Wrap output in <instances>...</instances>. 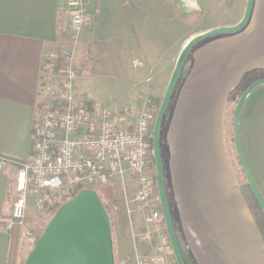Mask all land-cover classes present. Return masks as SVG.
<instances>
[{
	"label": "crops",
	"instance_id": "crops-1",
	"mask_svg": "<svg viewBox=\"0 0 264 264\" xmlns=\"http://www.w3.org/2000/svg\"><path fill=\"white\" fill-rule=\"evenodd\" d=\"M177 1L181 9L220 8V0ZM66 2L0 0V156L24 160L32 152L35 117L42 109L40 67L69 26ZM211 40L191 50L189 71L176 83L161 122L159 145L169 210L196 264H264V235L252 206L255 198L252 194L251 203L240 188L226 119L230 90L244 73L264 70V0L253 1L240 31ZM261 87L264 84L252 91ZM16 170L12 162L0 167V264L9 259L11 231L1 218L11 211ZM125 179L135 191V180L130 175ZM36 214L30 204L27 226ZM143 228L139 213L117 222L118 264H135L134 232ZM34 239L28 237L31 246L23 254L26 243L18 233L13 264H24Z\"/></svg>",
	"mask_w": 264,
	"mask_h": 264
},
{
	"label": "rangeland",
	"instance_id": "rangeland-1",
	"mask_svg": "<svg viewBox=\"0 0 264 264\" xmlns=\"http://www.w3.org/2000/svg\"><path fill=\"white\" fill-rule=\"evenodd\" d=\"M170 1L169 7H166L168 0H83L92 17L91 22L78 35L67 25L58 46H66L73 53L74 65L79 71L75 92L81 100L91 106H107L116 110L129 105L142 108L145 101L150 100L157 113L184 44L198 33L233 25L231 22L241 17L246 3V0H220V8L215 11L214 7L181 9L177 6V0L174 4ZM163 4L164 8L161 7ZM166 19L169 20L168 24ZM223 36L217 35L202 41L211 38L214 41ZM191 63L189 55L179 80L188 73ZM260 78H264V70L254 69L244 73L238 85L228 95V144L235 162L238 157L235 158L237 154L233 142L234 109L246 87ZM241 113V148L264 198V87L250 93ZM237 171L240 188L247 193L252 203L253 193L239 161ZM125 177L96 188L110 218L115 264H118L116 224L125 217L130 220L135 215L127 212L128 201L135 191L125 185ZM65 201L61 199L57 208ZM252 206L258 228L264 235V215L256 199ZM56 209L37 213L31 218L28 228L32 231V236L29 237L36 238L41 233ZM17 228L27 244L23 247L25 254L31 243L27 241L28 236L23 230Z\"/></svg>",
	"mask_w": 264,
	"mask_h": 264
},
{
	"label": "built area",
	"instance_id": "built-area-1",
	"mask_svg": "<svg viewBox=\"0 0 264 264\" xmlns=\"http://www.w3.org/2000/svg\"><path fill=\"white\" fill-rule=\"evenodd\" d=\"M69 25L75 35L91 22L83 0H67ZM79 71L70 48L45 55L40 67L41 112L35 117L32 152L24 160L0 156V167L16 164L11 211L1 218L6 230L19 227L32 236L26 210L57 208L79 190L94 189L130 175L137 183L128 214L139 213L144 228L134 232L135 264H175L158 197L151 145L156 109L146 100L116 110L91 106L75 92Z\"/></svg>",
	"mask_w": 264,
	"mask_h": 264
},
{
	"label": "water",
	"instance_id": "water-1",
	"mask_svg": "<svg viewBox=\"0 0 264 264\" xmlns=\"http://www.w3.org/2000/svg\"><path fill=\"white\" fill-rule=\"evenodd\" d=\"M254 0H246L242 18L234 25L219 26L192 36L183 46L158 107L152 129V151L156 184L167 233L177 264H184L169 210L160 153V127L181 69L191 49L203 39L240 31L248 22ZM264 84V78L250 83L240 95L233 113L234 148L246 181L264 215V198L244 157L239 133L240 113L249 93ZM24 264H115L111 223L107 208L94 189L79 190L63 202L38 235Z\"/></svg>",
	"mask_w": 264,
	"mask_h": 264
},
{
	"label": "trees",
	"instance_id": "trees-1",
	"mask_svg": "<svg viewBox=\"0 0 264 264\" xmlns=\"http://www.w3.org/2000/svg\"><path fill=\"white\" fill-rule=\"evenodd\" d=\"M190 53H191V51H190ZM190 53H189V55H190ZM186 63H187V59L184 62V65H183V67L181 69V72H180V75H179V78H178L177 82L179 81V79L183 75V71H184V67H185ZM160 153H161V151H160ZM161 159H162V157H161ZM162 165H163V160H162ZM163 176H164V183H166V181H165V170H164V168H163ZM174 231H175V234H176V237H177V241H178V244H179V247H180V251H181V254H182V258H183L184 264H196V262L194 261V259L192 258L191 254L189 252L188 247L186 246V244L182 240L180 231L176 228V226H174ZM17 236H18V228L17 227H14L13 230L11 231V244H10V252H9L8 264H13ZM36 238H35V240H36ZM175 264H177V263H175Z\"/></svg>",
	"mask_w": 264,
	"mask_h": 264
}]
</instances>
